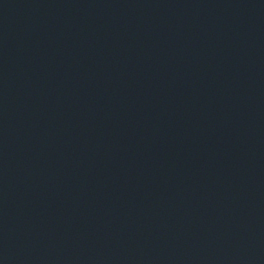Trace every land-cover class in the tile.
<instances>
[{
	"label": "water",
	"instance_id": "95a60500",
	"mask_svg": "<svg viewBox=\"0 0 264 264\" xmlns=\"http://www.w3.org/2000/svg\"><path fill=\"white\" fill-rule=\"evenodd\" d=\"M0 264H264V0H0Z\"/></svg>",
	"mask_w": 264,
	"mask_h": 264
}]
</instances>
